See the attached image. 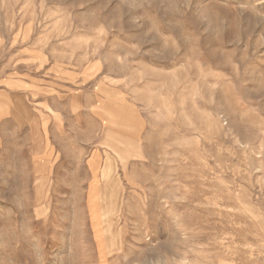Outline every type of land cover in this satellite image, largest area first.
<instances>
[{
	"label": "rangeland",
	"instance_id": "374dc122",
	"mask_svg": "<svg viewBox=\"0 0 264 264\" xmlns=\"http://www.w3.org/2000/svg\"><path fill=\"white\" fill-rule=\"evenodd\" d=\"M0 264H264V0H0Z\"/></svg>",
	"mask_w": 264,
	"mask_h": 264
},
{
	"label": "crops",
	"instance_id": "0c3cea01",
	"mask_svg": "<svg viewBox=\"0 0 264 264\" xmlns=\"http://www.w3.org/2000/svg\"><path fill=\"white\" fill-rule=\"evenodd\" d=\"M94 184H96V183H94ZM94 187H96V185L92 186V189H93Z\"/></svg>",
	"mask_w": 264,
	"mask_h": 264
},
{
	"label": "bare ground",
	"instance_id": "6f19581e",
	"mask_svg": "<svg viewBox=\"0 0 264 264\" xmlns=\"http://www.w3.org/2000/svg\"><path fill=\"white\" fill-rule=\"evenodd\" d=\"M47 143V142H46ZM92 191H93V189H92ZM97 194V193H96ZM94 195V194H93ZM96 197V196H95Z\"/></svg>",
	"mask_w": 264,
	"mask_h": 264
}]
</instances>
